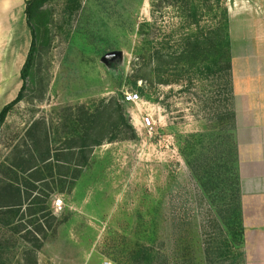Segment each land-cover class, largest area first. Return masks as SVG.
Instances as JSON below:
<instances>
[{
    "label": "rangeland",
    "instance_id": "obj_1",
    "mask_svg": "<svg viewBox=\"0 0 264 264\" xmlns=\"http://www.w3.org/2000/svg\"><path fill=\"white\" fill-rule=\"evenodd\" d=\"M152 1L81 0L70 12L66 0L45 6L47 25L39 27L27 89L0 127V163L34 148V133L42 140L51 131L54 149H67L72 107L95 109L102 99L124 103L136 137L95 147L71 191L68 185L50 192L51 181L39 184L46 209L26 215L24 222L45 223L44 246L34 249L21 234L4 230L12 245L1 252L0 264H133L137 243L154 249L162 264L165 258L167 264H208L201 227L209 205L179 150L181 135L213 126L201 111V93L175 84L132 83L145 37L139 34L141 23L153 24L152 46L179 27L178 12L167 1L154 0L155 6ZM233 1L226 0L227 7ZM128 91L138 92L142 101L125 103ZM147 114L155 121L153 133L139 124Z\"/></svg>",
    "mask_w": 264,
    "mask_h": 264
},
{
    "label": "trees",
    "instance_id": "obj_2",
    "mask_svg": "<svg viewBox=\"0 0 264 264\" xmlns=\"http://www.w3.org/2000/svg\"><path fill=\"white\" fill-rule=\"evenodd\" d=\"M53 1L26 0V15L33 40L21 72L23 86L18 96L2 109L0 126L23 99L38 51L39 27L47 25L45 6ZM166 1L178 12L179 27L171 31L168 40L152 46L149 35L153 24L141 23L139 34L145 37L137 50L132 83L137 86L139 80H146L157 85L175 84L182 91L198 88L201 111L210 117L213 126L207 131L181 135L179 150L209 205L201 227L205 255L208 264H246L227 2L163 0L162 3ZM80 5L81 0H66L65 8L70 12L79 9ZM152 5L155 6L154 0ZM110 65L112 68L119 66ZM139 90L144 93V87ZM71 115L66 148L73 159L75 173L69 191L82 176L83 169L90 165L95 147L136 137V131L125 115L124 103L117 98L102 99L95 109L72 107ZM53 142L55 145L57 140L54 138ZM50 153L49 146L41 160H47ZM55 157L61 160L60 154ZM36 188L33 185L24 190L17 181H7L0 176V254L6 246L12 245L11 239L2 232L4 230L21 234L20 238L34 249L43 248L48 236L45 223L39 218L24 222L26 215L45 211L43 199L31 198ZM27 201L34 207L28 209L29 213L22 209ZM2 258L0 255V261ZM130 259L133 264H162L154 249L139 243ZM164 263H168L166 258Z\"/></svg>",
    "mask_w": 264,
    "mask_h": 264
},
{
    "label": "crops",
    "instance_id": "obj_3",
    "mask_svg": "<svg viewBox=\"0 0 264 264\" xmlns=\"http://www.w3.org/2000/svg\"><path fill=\"white\" fill-rule=\"evenodd\" d=\"M228 22L245 259L246 264H264V0H234L228 5ZM32 40L26 0H0V113L23 86L21 72ZM51 134L46 131L42 140H37L38 133L32 134L34 148L19 151L15 161L9 157L0 163L5 180L17 181L24 190L37 187L31 198L43 199L41 183L51 181L52 187L46 185L50 192H63L74 177L72 157L67 149H54ZM49 146L51 153L43 162ZM56 154L61 155L60 161ZM29 202L24 203L23 211L34 209Z\"/></svg>",
    "mask_w": 264,
    "mask_h": 264
},
{
    "label": "built area",
    "instance_id": "obj_4",
    "mask_svg": "<svg viewBox=\"0 0 264 264\" xmlns=\"http://www.w3.org/2000/svg\"><path fill=\"white\" fill-rule=\"evenodd\" d=\"M123 101L128 104L138 105L139 102L142 101V98L138 92L128 91L125 93L123 97ZM139 124H140V127L146 129L147 131L151 133H153V131L155 130V121L153 117L149 114H147L146 116H143ZM55 204L57 208L61 207L62 200L58 199ZM102 264H114V263L111 260H104Z\"/></svg>",
    "mask_w": 264,
    "mask_h": 264
}]
</instances>
